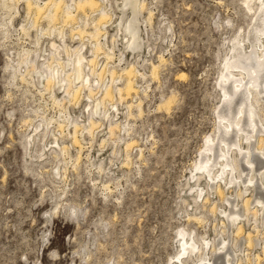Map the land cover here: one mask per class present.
<instances>
[{"label": "rangeland", "instance_id": "obj_1", "mask_svg": "<svg viewBox=\"0 0 264 264\" xmlns=\"http://www.w3.org/2000/svg\"><path fill=\"white\" fill-rule=\"evenodd\" d=\"M102 1L112 16L102 27L105 47L95 67L105 68L102 84L91 76L97 88L94 100L83 92L79 104L66 97L57 105L39 84L44 82L41 74L21 80L7 65H15L23 50L36 48L39 59L29 60L37 69L45 67L50 43L62 42L55 34L39 32L46 30L47 21L27 15L23 1L0 0V264H178L181 229L197 240L219 242L224 237L229 249L236 250L234 264H264L262 211L257 222L245 223L254 238L246 246L243 235L223 230L219 208L230 209L226 199L210 194L209 202L197 198V204L191 189L194 163L216 129L218 78L225 58L232 41L246 36L251 23L245 0H139L145 7L136 11V33L143 43L134 50L128 48L124 29L117 28L121 8L124 23L134 11L125 0ZM97 14L80 12L66 26L67 34L85 21L87 31H93ZM32 20L39 27H32ZM67 40L80 46L77 38ZM84 42L83 52L91 58L93 40L86 36ZM64 55L62 61L67 60ZM131 65L143 75L132 79L138 94L120 101L113 92L114 99L101 101L104 87L125 84V76L118 75ZM153 65L158 66L156 77ZM28 68L19 70L27 73ZM112 70L118 78L113 83ZM181 72L186 76L180 77ZM55 89L58 98L65 95L62 88ZM172 95L171 108H158ZM140 101L142 114L136 107ZM258 115L262 126L264 114ZM89 121L96 123L93 133L84 129L78 132V144L73 143L74 122L88 128ZM111 123L119 126L112 135ZM130 140L135 144L127 150ZM238 199L230 202L242 209ZM194 261L192 255L186 264Z\"/></svg>", "mask_w": 264, "mask_h": 264}, {"label": "bare ground", "instance_id": "obj_2", "mask_svg": "<svg viewBox=\"0 0 264 264\" xmlns=\"http://www.w3.org/2000/svg\"><path fill=\"white\" fill-rule=\"evenodd\" d=\"M8 1H13L16 4L19 1H23L27 15L34 14L36 16V18H34V15V17L32 16L34 19L37 20L41 17L47 21L46 30L43 28L39 30L38 28L39 32L41 31V34L47 33L48 36L55 34L62 42V46L54 40L50 43L49 53L51 57L49 61L47 60L48 64L40 69H37L34 65V61L39 59L36 48L34 50H23L22 57H19L20 59L15 65H7L8 68L12 69L13 76H20L21 80L25 78L32 80L31 73L36 72L41 74L40 80L44 82H39V84L47 92L49 91L53 102L57 105H62L66 97L70 98L69 101L72 100L74 104H79L83 92V94L86 93V99L92 98L94 100L95 98L93 97L97 94L95 93V89L97 90V88L93 87L91 76H96L97 78L95 79L101 81L102 72L105 69L97 71L95 68L98 52H101L104 46L100 42V38L107 33L105 30H102V27L107 26L112 21L111 12L107 11L105 3L102 0ZM137 1L139 0H125L126 5L130 6L134 12L131 14L132 18L124 23L125 11L124 8H121L122 17L117 24L118 29H124V33H126L124 37L127 35L125 38L128 48L133 50L141 48L143 43L141 37L136 33L138 27L136 11H142L145 4ZM255 2H258L257 4L259 5L257 6ZM244 3L248 10L247 12L250 13L251 23L246 36L237 35L232 41L231 53L229 51L230 55L225 58L218 78V89L221 95L216 113V129L213 136L205 139L203 147L200 149V154L194 163L191 179L195 184L191 189L194 192V203H197V198H199L202 199V204H206L211 200L210 194L218 195L220 199H226L227 206L230 209L227 210L226 207L219 208V213L222 216L220 222L222 227L224 226L223 230L229 229L235 236L243 235L247 241L246 243H248L246 246H249L251 242L253 244V237L250 232L245 231V223H249L252 219L257 222L261 211L264 215V196L258 192L256 194L253 193L254 190L264 192V125L260 126V120L258 121L259 115L257 116L258 113L264 114V0H245ZM87 9L98 12V17L92 21L93 26L91 28L93 31H87V23L85 21L83 22L85 26L82 24L84 28H81L82 25L71 28L68 35L65 30L66 26H72V23L76 21L77 15L80 12L87 11ZM148 14V22H151L152 12L149 10ZM35 21L32 22V27L37 28L39 26L36 25ZM56 24H59L58 27H56ZM21 29L26 31L27 28L22 26ZM75 36L79 39L80 46L70 45V41L67 40L68 38L71 41L75 40ZM86 36L93 40L91 52L88 50L90 53L93 52L90 55L91 58L86 56V52H83L84 38ZM35 41L37 44H40L38 36ZM63 52L65 53L64 56L67 57L66 61H62L60 58ZM105 55L107 59L112 58L108 52ZM30 57L34 61L32 59L29 60ZM159 59L163 61L162 57ZM28 64L30 68L27 69V73L20 72V67ZM66 67L71 68L66 71ZM157 67L156 65L152 66V77H156ZM86 68L89 72H85ZM114 70L110 71L111 83L123 76H125L126 82L115 89L112 85L104 87L101 101L110 100L111 97L114 99L113 92L118 95L120 101L129 98L133 93L137 95V89L132 79L138 75H143L136 71L132 65L122 70L118 78H116L115 74L117 73ZM179 75L180 77L186 76L184 72H181ZM56 86L59 90L60 88L63 89L65 95L62 98L56 96ZM174 102V96H169L164 99L163 103L161 102L158 108L169 109ZM141 103L140 101L136 105L140 109V113L142 110ZM98 105L99 103H96L94 108H97ZM102 105L104 106V104ZM131 107L132 104L127 105L129 110ZM89 122L88 128H85L86 126H79L74 122V132L71 134L73 143L78 144L79 142L78 132H83L85 129L89 135L93 133L96 123L94 121ZM58 126L60 128L62 125L59 124ZM117 127H119L118 123H111L109 125L111 135ZM28 141L29 143L32 142L33 137H29ZM132 144H135V141L130 140L126 142L127 150ZM63 151L68 152L67 147L64 146ZM233 193L235 194L234 197H232ZM238 198L241 199L240 207L242 209L238 207V203H231ZM212 203L211 211L216 213L218 207L215 205V202L212 201ZM196 207L199 208L198 205ZM195 219L201 221L198 217ZM179 236L180 245L175 257L178 264H186V259L192 255L195 257L194 264H234L233 256L236 255V250L229 249L231 245L224 237L219 242H212L205 238L197 240L185 229L179 231ZM237 260L241 262V259Z\"/></svg>", "mask_w": 264, "mask_h": 264}]
</instances>
